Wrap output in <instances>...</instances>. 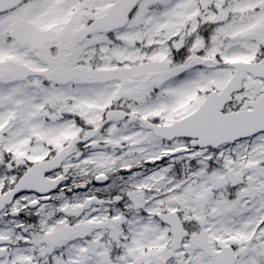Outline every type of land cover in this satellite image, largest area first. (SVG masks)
<instances>
[{
  "label": "snow or ice",
  "instance_id": "obj_1",
  "mask_svg": "<svg viewBox=\"0 0 264 264\" xmlns=\"http://www.w3.org/2000/svg\"><path fill=\"white\" fill-rule=\"evenodd\" d=\"M0 264H264V0H0Z\"/></svg>",
  "mask_w": 264,
  "mask_h": 264
}]
</instances>
